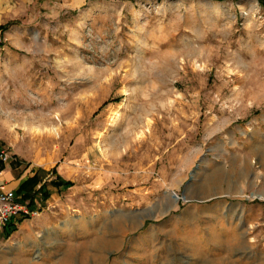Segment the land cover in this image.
<instances>
[{"label":"rangeland","instance_id":"374dc122","mask_svg":"<svg viewBox=\"0 0 264 264\" xmlns=\"http://www.w3.org/2000/svg\"><path fill=\"white\" fill-rule=\"evenodd\" d=\"M0 26L2 165L50 193L0 264H264V0H0Z\"/></svg>","mask_w":264,"mask_h":264},{"label":"built area","instance_id":"2783aa9c","mask_svg":"<svg viewBox=\"0 0 264 264\" xmlns=\"http://www.w3.org/2000/svg\"><path fill=\"white\" fill-rule=\"evenodd\" d=\"M11 159L9 153L5 150L0 152V161L7 163ZM39 214V209L32 210L28 203L21 201L15 191L0 185V225H5L11 219L19 217H33Z\"/></svg>","mask_w":264,"mask_h":264},{"label":"trees","instance_id":"16d2710c","mask_svg":"<svg viewBox=\"0 0 264 264\" xmlns=\"http://www.w3.org/2000/svg\"><path fill=\"white\" fill-rule=\"evenodd\" d=\"M6 29V26H0V30ZM3 163L0 162V172H2L5 169V166L2 165ZM39 181L36 176L29 178L27 181H25L17 191H15L18 198H21L23 202H27L28 206L34 210L36 209L35 204V194L37 192H41L43 194L44 198H48L50 196L49 191L47 190V185L42 184L39 189L35 191V187L39 184ZM54 186L59 187H70L72 185V182L70 181H64V180H54L51 182ZM28 218V217H26ZM25 218L19 220L18 222H15L14 219H11L8 223H6L3 226V234L5 237H9L13 232H15L18 229V225L24 220Z\"/></svg>","mask_w":264,"mask_h":264},{"label":"crops","instance_id":"0c3cea01","mask_svg":"<svg viewBox=\"0 0 264 264\" xmlns=\"http://www.w3.org/2000/svg\"><path fill=\"white\" fill-rule=\"evenodd\" d=\"M31 176L32 175H28V176L22 175L20 172L15 173V171L11 167L9 168L8 166H5V169L2 172H0V185H4L8 189L17 191L19 187ZM38 187H40V185H38ZM255 193L258 194L256 196H259V197H261L259 194H263L262 192H259V191ZM36 209H39V208L36 206ZM21 219H23V217L14 218L15 222H18ZM24 221L25 219L20 224H22Z\"/></svg>","mask_w":264,"mask_h":264},{"label":"water","instance_id":"95a60500","mask_svg":"<svg viewBox=\"0 0 264 264\" xmlns=\"http://www.w3.org/2000/svg\"><path fill=\"white\" fill-rule=\"evenodd\" d=\"M173 196H174L175 198H177V199L179 198L176 194H174Z\"/></svg>","mask_w":264,"mask_h":264},{"label":"bare ground","instance_id":"6f19581e","mask_svg":"<svg viewBox=\"0 0 264 264\" xmlns=\"http://www.w3.org/2000/svg\"><path fill=\"white\" fill-rule=\"evenodd\" d=\"M255 195H257V194H255ZM134 226H135V225H134ZM134 226H133V227H134ZM123 230H124V229H123ZM109 245H110V244H109Z\"/></svg>","mask_w":264,"mask_h":264}]
</instances>
